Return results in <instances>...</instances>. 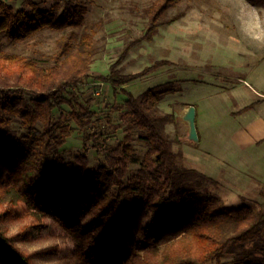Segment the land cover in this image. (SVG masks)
<instances>
[{
  "label": "trees",
  "instance_id": "1",
  "mask_svg": "<svg viewBox=\"0 0 264 264\" xmlns=\"http://www.w3.org/2000/svg\"><path fill=\"white\" fill-rule=\"evenodd\" d=\"M94 1L59 0L45 8L26 0L16 9L0 0V36L13 43L46 29L65 32L53 53L20 54L0 46V264H264V209L230 206L221 196L196 189L199 172L178 164L174 139L165 130L174 112L159 108L162 97L176 90L174 84L152 86L138 95L124 87L170 60H157L131 73L113 65L107 75L99 76L126 96L127 108L123 141L114 147L96 145L106 154L105 164L89 167L86 143L85 152L74 161L59 150L74 130L72 122L86 131L96 115L90 99L80 102L77 92L70 90L92 77L99 52L95 29L77 32L85 27ZM180 1L154 0L144 8V33L126 46L124 54L137 42L151 41L160 26L177 21L184 12L169 16L168 11ZM250 1L264 6V0ZM65 104L70 112L56 118L54 110ZM16 121L23 132L11 129ZM134 127L148 149L126 180L129 164L138 161ZM84 137L87 141L104 135ZM50 189L56 200L72 193L92 195L94 201L82 215L96 220L93 228H85L79 212L67 221L46 212L44 194ZM147 216L150 225L143 226ZM48 217L73 240L70 255L60 256L55 243L28 249L35 241L29 232L45 225ZM122 236L128 253L109 262V251Z\"/></svg>",
  "mask_w": 264,
  "mask_h": 264
},
{
  "label": "rangeland",
  "instance_id": "2",
  "mask_svg": "<svg viewBox=\"0 0 264 264\" xmlns=\"http://www.w3.org/2000/svg\"><path fill=\"white\" fill-rule=\"evenodd\" d=\"M4 1L18 9L26 0ZM34 1L50 8L59 0ZM153 1L95 0L90 4L85 27L77 32L95 29L99 52L92 65V77L70 90L77 92L80 102L90 99L96 115L86 131L72 122L74 130L59 150L68 161H74L85 152L86 143L89 167L105 164L106 154L99 152L96 145L114 147L123 141L127 127L123 114L127 108L126 96L99 76L107 75L113 65L123 73H131L157 60L168 59V64L124 87L138 95L152 86L172 82L176 90L162 97L159 108L161 112H174L175 119L166 124L165 130L174 139L178 164L199 172L200 177L193 183L195 188L221 196L230 206L246 204L264 209V104L258 107L259 116L256 108L252 109L255 105L245 115L229 114L250 103L256 97L254 90L264 95V6L250 0H181L168 11L169 16L184 12L177 21L160 26L151 41L137 42L124 54L126 46L143 35L147 24L143 10ZM64 33L46 29L21 43L0 36V46L4 51L20 54H32L36 50L53 53ZM181 77L191 78L190 85L196 86L188 90V99L194 97L192 101L197 108L198 143L188 138L187 123L181 118L185 109L180 103ZM70 110L67 104L57 107L55 117ZM11 129L23 132L19 121ZM85 133L103 134L104 138L89 137L85 141ZM139 133L138 128L132 129L138 161L129 164L126 180L140 167L148 149ZM93 201L92 195L76 193L66 195V200H56L52 189L44 194L46 212L51 216L57 214L64 221L79 212L78 217L87 229H92L96 220L82 214ZM149 225L147 216L143 226ZM16 229L14 225L13 230ZM29 237L35 241L27 245L28 249L55 243L59 245L60 256L74 251L73 240L52 217L42 227L33 228ZM135 241L143 246L138 235ZM128 250L126 237L118 238L109 251L108 261L126 256Z\"/></svg>",
  "mask_w": 264,
  "mask_h": 264
},
{
  "label": "crops",
  "instance_id": "3",
  "mask_svg": "<svg viewBox=\"0 0 264 264\" xmlns=\"http://www.w3.org/2000/svg\"><path fill=\"white\" fill-rule=\"evenodd\" d=\"M182 68H185V67H182ZM181 79H182V85H180V95H181L180 96V103L186 108L190 104H195L194 103L195 101H192V99L194 97L192 99H188V93H190L188 90L189 89H192V88H196V86L192 87L190 85L191 78L181 77ZM194 80H195V78H194ZM254 91H255L254 94H255L256 97H254V99L250 103L242 106L239 109H236L235 111H230L229 114H231V115H238L239 113H242L243 112L240 115H245L247 113V112L245 113V111L249 110L251 107L249 109H247V110L242 111V112H239V111L241 109H243L244 107H246V106H248V105L251 104L252 106L255 105L252 109H255L256 108V110H257V114L256 115L259 116L258 107H260V106L262 107V105L264 104V95L261 93V91L260 92L257 91V90H254ZM260 97H262V98H260ZM201 103H203V102H201ZM257 118L259 119V117H257ZM196 123H197V117H196ZM197 128H198V131H199V127H197ZM258 140H260V138H258Z\"/></svg>",
  "mask_w": 264,
  "mask_h": 264
},
{
  "label": "water",
  "instance_id": "4",
  "mask_svg": "<svg viewBox=\"0 0 264 264\" xmlns=\"http://www.w3.org/2000/svg\"><path fill=\"white\" fill-rule=\"evenodd\" d=\"M178 115V112H175ZM197 108L194 104L188 105L181 113V118L187 123L188 138L195 143L199 142V132L196 123Z\"/></svg>",
  "mask_w": 264,
  "mask_h": 264
}]
</instances>
